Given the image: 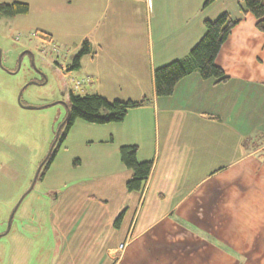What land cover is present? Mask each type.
<instances>
[{"label": "crops", "instance_id": "crops-1", "mask_svg": "<svg viewBox=\"0 0 264 264\" xmlns=\"http://www.w3.org/2000/svg\"><path fill=\"white\" fill-rule=\"evenodd\" d=\"M18 1L30 10L15 19L36 11L68 61L89 41L78 68L60 67L91 78L84 94L149 99L120 122L76 121L42 178L62 199L60 222L73 213L76 264H264V32L243 0ZM225 13L237 23L216 63L230 79L195 72L158 97L154 70L185 58ZM125 145L153 163L141 190L127 187Z\"/></svg>", "mask_w": 264, "mask_h": 264}, {"label": "rangeland", "instance_id": "rangeland-1", "mask_svg": "<svg viewBox=\"0 0 264 264\" xmlns=\"http://www.w3.org/2000/svg\"><path fill=\"white\" fill-rule=\"evenodd\" d=\"M37 18L36 11L27 19L0 17V264H76L69 238L73 213L63 225L62 199L47 194L35 176L56 146L68 110L66 92L85 90L74 87L80 74L60 70L78 50L68 61L65 47L45 42L33 23Z\"/></svg>", "mask_w": 264, "mask_h": 264}, {"label": "trees", "instance_id": "trees-1", "mask_svg": "<svg viewBox=\"0 0 264 264\" xmlns=\"http://www.w3.org/2000/svg\"><path fill=\"white\" fill-rule=\"evenodd\" d=\"M212 1L214 0H205L204 6L210 4ZM243 3L245 11L252 13L257 18V28L264 32V0H243ZM29 10V4L24 1H0V17H16L17 15L27 14ZM236 23L226 13L216 19L206 20L204 35L192 47L185 58L171 61L154 70L155 94L158 97L171 95L181 79L195 72L199 73L203 79H211L215 83L228 81L230 78L217 65L216 57ZM41 33L44 35L42 36L41 34L42 37L51 41L50 34L43 31ZM36 34L39 35V32H36ZM90 52V43L88 40H85L81 49L74 55L70 67L72 69L78 68L81 58ZM148 101L147 97L141 100H111L103 95L78 94L75 90L69 89L66 92L68 110L60 131V137L52 153L40 169L37 179L43 178L56 156L58 148L76 121L82 120L97 125L120 122L124 120L130 109L143 106ZM137 150V146L135 145H125L120 149L123 163L132 170V176L127 182V187L131 191L143 189L153 167L152 161L140 162L137 160ZM78 161V159H75L74 165H77Z\"/></svg>", "mask_w": 264, "mask_h": 264}, {"label": "water", "instance_id": "water-1", "mask_svg": "<svg viewBox=\"0 0 264 264\" xmlns=\"http://www.w3.org/2000/svg\"><path fill=\"white\" fill-rule=\"evenodd\" d=\"M18 100H19V102H21V95L19 96ZM62 125H63V124H62ZM62 125H61V126L59 127V129L57 130L55 141H57L58 138L60 137V131H61ZM53 146H54V144L52 145V148H51V150H50L48 156L45 158V160H44V161L42 162V164L40 165V167H39V169H38V171H37V174H36V176H35V181L37 180V177H38V175H39V173H40V169L42 168V166L44 165V163L46 162V160L48 159V157H49L50 154L52 153ZM16 209H17V207L14 209V211L12 212V214H11V216H10V219H9V222H8V230H9L10 227H11V223H12L13 216H14V214H15ZM8 230H7V231H8Z\"/></svg>", "mask_w": 264, "mask_h": 264}, {"label": "built area", "instance_id": "built-area-1", "mask_svg": "<svg viewBox=\"0 0 264 264\" xmlns=\"http://www.w3.org/2000/svg\"><path fill=\"white\" fill-rule=\"evenodd\" d=\"M90 80H91L90 77L80 78V79H78V80L75 81L74 87H75L76 89H77V88H80L83 84L88 83ZM123 247H124V244H121V245H120V248L123 249Z\"/></svg>", "mask_w": 264, "mask_h": 264}]
</instances>
